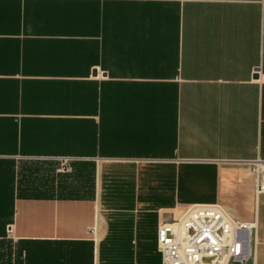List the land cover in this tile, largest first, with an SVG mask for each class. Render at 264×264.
<instances>
[{"label": "crops", "instance_id": "crops-1", "mask_svg": "<svg viewBox=\"0 0 264 264\" xmlns=\"http://www.w3.org/2000/svg\"><path fill=\"white\" fill-rule=\"evenodd\" d=\"M90 166L94 191L26 197L23 159ZM264 0H0L6 264H162L193 204L258 223Z\"/></svg>", "mask_w": 264, "mask_h": 264}, {"label": "built area", "instance_id": "built-area-1", "mask_svg": "<svg viewBox=\"0 0 264 264\" xmlns=\"http://www.w3.org/2000/svg\"><path fill=\"white\" fill-rule=\"evenodd\" d=\"M63 166L74 159H58ZM255 194H264L259 169ZM258 223L234 219L217 203L193 204L158 227L162 264H258Z\"/></svg>", "mask_w": 264, "mask_h": 264}, {"label": "rangeland", "instance_id": "rangeland-1", "mask_svg": "<svg viewBox=\"0 0 264 264\" xmlns=\"http://www.w3.org/2000/svg\"><path fill=\"white\" fill-rule=\"evenodd\" d=\"M93 168L83 165L76 167L69 163L46 161L40 159H23L19 164V185L21 194L26 197L43 196L49 187H64L63 191L72 193L75 191L82 197H89L94 191ZM56 186H55V185ZM9 243L0 250V264H6L8 260Z\"/></svg>", "mask_w": 264, "mask_h": 264}]
</instances>
